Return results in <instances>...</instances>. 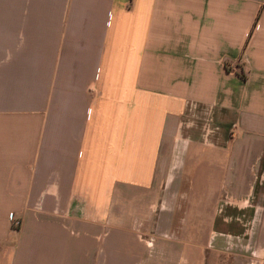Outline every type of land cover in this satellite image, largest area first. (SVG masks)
<instances>
[{"label": "crops", "instance_id": "1", "mask_svg": "<svg viewBox=\"0 0 264 264\" xmlns=\"http://www.w3.org/2000/svg\"><path fill=\"white\" fill-rule=\"evenodd\" d=\"M249 248L264 264V0H0V264Z\"/></svg>", "mask_w": 264, "mask_h": 264}, {"label": "rangeland", "instance_id": "2", "mask_svg": "<svg viewBox=\"0 0 264 264\" xmlns=\"http://www.w3.org/2000/svg\"><path fill=\"white\" fill-rule=\"evenodd\" d=\"M255 201V200H254ZM249 204V203H248ZM252 205L251 206H253L255 203L253 202V203H251ZM249 211L246 213V216H244L243 218L244 219H246V221H248V219L250 220V219H252V220H254V217H253V214H255V212L257 211V210H255L253 207H251L250 209H248ZM256 215V214H255ZM249 217V218H248ZM236 218H239V217H236ZM255 219H257V218H255ZM253 222V221H252ZM246 229V236H247V240L246 241H248V242H252L253 241V239H254V233H255V229L252 227V229H250V227L249 228H245ZM199 232H198V237H199V240L201 239V236H202V229H200V230H198ZM188 232V231H187ZM210 233H211V231H210ZM187 236V235H186ZM186 238V237H185ZM207 238H208V236H207ZM207 238H206V240H207ZM226 243H227V241H226ZM225 243V244H226ZM252 243H250L249 245H248V247H250L251 248V246H253V245H251ZM207 245V244H206ZM205 245V246H206ZM223 246H224V244H223ZM227 247V246H226ZM232 247V246H231ZM250 248L249 249H247V253H246V258L245 259H242V261L240 260V259H233V257L231 256L232 255V251H230V250H228V251H226L227 253V255H229V259H231L230 261H229V263L230 264H236L237 262H239V264H247V262L248 261H250L249 259H247V258H251V254H250ZM193 259H191V258H189V257H183L182 255L180 256V258L181 259H179V263L178 264H191V262H192V264H206V254L203 252V255H201L200 256V258L199 259H197V257H195V256H191ZM191 259V260H190ZM241 261V262H240ZM199 262V263H198Z\"/></svg>", "mask_w": 264, "mask_h": 264}, {"label": "built area", "instance_id": "3", "mask_svg": "<svg viewBox=\"0 0 264 264\" xmlns=\"http://www.w3.org/2000/svg\"><path fill=\"white\" fill-rule=\"evenodd\" d=\"M11 225L13 228H18L19 227V222L16 219H13L11 217Z\"/></svg>", "mask_w": 264, "mask_h": 264}]
</instances>
